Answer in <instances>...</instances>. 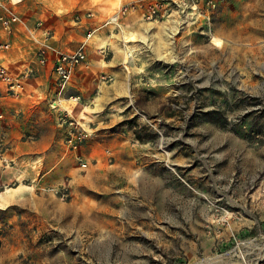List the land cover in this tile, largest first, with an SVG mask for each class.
Instances as JSON below:
<instances>
[{
	"label": "rangeland",
	"instance_id": "1",
	"mask_svg": "<svg viewBox=\"0 0 264 264\" xmlns=\"http://www.w3.org/2000/svg\"><path fill=\"white\" fill-rule=\"evenodd\" d=\"M118 4L104 0L110 17ZM134 19L83 26L130 83L88 101L100 132L82 162L0 188V264H264V0H219L210 28L174 18L150 37Z\"/></svg>",
	"mask_w": 264,
	"mask_h": 264
},
{
	"label": "crops",
	"instance_id": "2",
	"mask_svg": "<svg viewBox=\"0 0 264 264\" xmlns=\"http://www.w3.org/2000/svg\"><path fill=\"white\" fill-rule=\"evenodd\" d=\"M22 1L21 11L28 15L32 22L40 20L53 29L54 45L64 51L76 49L85 37L83 26L75 20L77 13L94 11L95 17L91 19V22L110 18L108 12L111 9L105 7L104 0L99 4H94L93 0H64L62 8L52 0ZM118 3L117 8L114 9L115 12L119 8L120 0ZM134 18L124 19L123 26L130 25V22L135 20ZM136 22H139L137 18ZM106 45H111V43L108 44L107 41ZM93 48L94 46L90 44L88 55L91 69L89 71L78 70L61 97L56 94L50 64L42 69L33 85L28 88L31 96L21 100L7 99L0 102V113L5 115V119L0 120L1 189L19 185V183L22 187H25V184L32 188L40 187L50 176L61 178L67 173L69 153L74 156L75 153L70 152L65 143L66 132L69 128L60 123L58 110L51 108L52 99L57 98L60 109L68 110L72 118L89 132V139L80 150V154L83 152L91 154L90 148L97 143L96 137H98L100 128L85 121V117H89L86 111L89 108L87 107L88 101L95 98L100 101L104 99V102L108 103L119 98L120 91L125 90L129 85L125 67L112 68L111 64L115 57L111 61H106V56L103 54L105 52L102 50L96 57L92 51ZM115 51L119 52L118 49ZM122 52L127 59L125 50L122 49ZM103 77H111L113 82L111 84L103 82ZM117 80H119L118 84H116ZM77 97H80V100H75ZM98 114L92 116L96 123L104 119ZM30 135H35L37 140L35 142L25 140ZM19 188L21 189V187L11 189L14 192L10 193L18 194ZM1 197L3 198V192L0 193V199Z\"/></svg>",
	"mask_w": 264,
	"mask_h": 264
},
{
	"label": "built area",
	"instance_id": "3",
	"mask_svg": "<svg viewBox=\"0 0 264 264\" xmlns=\"http://www.w3.org/2000/svg\"><path fill=\"white\" fill-rule=\"evenodd\" d=\"M22 0H0V102L7 99L21 100L31 96L28 88L33 85L42 69L52 65L54 86L58 97L70 86L78 70L89 71L91 62L88 55L89 42L94 28L74 50L64 51L54 45V30L43 21L32 22L21 11ZM219 0H120L118 10L107 20H100V28L123 26L124 19L135 17L139 22L153 23L176 19L182 25H196L210 28ZM95 17L92 10L75 15V20L89 29ZM105 52V50H104ZM103 82H112L111 77H103ZM73 99V98H72ZM80 100V97L75 98ZM57 98L50 106L58 110V119L67 125L65 142L70 152H74L80 162L79 152L89 139V132L72 118L66 109H60ZM0 119L5 115L0 113ZM29 142L37 140L35 135L26 138ZM110 160H112L111 151ZM88 164L82 163L85 168Z\"/></svg>",
	"mask_w": 264,
	"mask_h": 264
},
{
	"label": "bare ground",
	"instance_id": "4",
	"mask_svg": "<svg viewBox=\"0 0 264 264\" xmlns=\"http://www.w3.org/2000/svg\"><path fill=\"white\" fill-rule=\"evenodd\" d=\"M167 25H168V23H157V22L156 23H150V24L146 25L144 31H145L146 35L151 34V32H153V30H164V31H166V30H168ZM152 34H157V32H153ZM149 37H150V35H149ZM139 44L144 45V41L141 40ZM135 47H136V49H139L140 45H136ZM131 48H128L125 46V52L128 54L127 57H130V58L132 57V53H134ZM210 262L212 263V261L206 260V261L201 262L200 264H210ZM214 262H215L214 264H218V263L220 264V262H218V261H214Z\"/></svg>",
	"mask_w": 264,
	"mask_h": 264
}]
</instances>
